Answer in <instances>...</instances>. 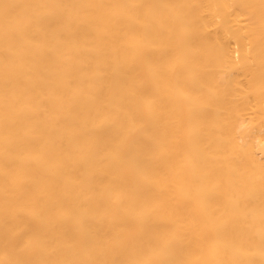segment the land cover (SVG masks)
Segmentation results:
<instances>
[{"label": "bare ground", "instance_id": "1", "mask_svg": "<svg viewBox=\"0 0 264 264\" xmlns=\"http://www.w3.org/2000/svg\"><path fill=\"white\" fill-rule=\"evenodd\" d=\"M0 264H264V0H0Z\"/></svg>", "mask_w": 264, "mask_h": 264}]
</instances>
